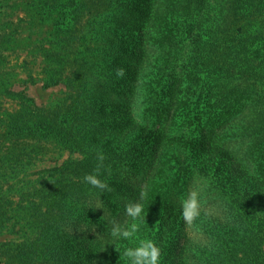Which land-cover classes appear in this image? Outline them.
<instances>
[{
    "label": "rangeland",
    "instance_id": "rangeland-1",
    "mask_svg": "<svg viewBox=\"0 0 264 264\" xmlns=\"http://www.w3.org/2000/svg\"><path fill=\"white\" fill-rule=\"evenodd\" d=\"M74 2L0 0V264H33L35 205L43 200L46 183L58 168L82 157L76 151L69 153L59 141L68 130L96 139L105 153L103 161L97 162L99 171L111 167L117 175L108 179L111 171L99 174L107 184L102 190L107 207H101L103 203L98 201L93 215L82 217L85 225L76 226L70 218L67 227L61 228V236L55 238L56 251L64 254L59 260L67 264H88L84 258L90 250L93 252L98 247L103 254L117 240L111 236V229L114 224H121L113 217L125 213V206L137 201L146 210L144 220H152V213L180 214V227L178 223L170 225H176L180 233L174 234V229L169 233L166 264L176 263L179 249H182L184 264H213L206 253L203 258L195 256H200L206 248L217 260L223 259V264H264V219L260 217L263 223L262 229H258L260 235L246 227L242 233L240 229L236 232L247 234L250 240L240 243L232 240L231 244L221 245L216 253V248L211 247L215 239L213 228L227 216L223 202L214 191H223L226 183L237 190L250 184L257 188L263 181L260 185L264 188V180L250 177L256 169L253 171L251 165L242 163L245 162L242 144L227 148L229 139L235 137L234 129L219 131L216 139L206 140L198 149L197 163L189 169V177L175 174L176 179H160L158 190L152 185L159 170L165 175V169L171 166L169 172L173 175L177 169L171 160L175 144L170 139H183L182 135L171 136L180 134L179 129L185 122L181 116H185L186 106L194 99L183 88L177 90L171 85L180 67L178 63L185 58L181 45L190 41L188 36L180 37L173 32L175 22L171 15L175 2L85 0L90 15L96 17L90 18L85 45L78 39L82 35L80 28L69 21L68 13L74 9ZM142 5L146 12L144 19L138 16ZM70 31L77 39L68 38ZM94 38L99 41L92 46ZM140 38L146 47L137 60L141 67L134 80H127L125 77L130 78L136 67V56L128 55L135 43L141 44ZM109 42L120 50L128 46L129 53L121 55L122 59L105 55L103 45ZM85 48L89 49L85 55L93 48L94 56L100 60L97 67L92 65V73L93 68L97 72L98 68L112 67L116 71L113 81L94 84L89 80L83 95L78 93L79 83L73 86L74 90L64 83L48 86L52 78L65 73L67 55L73 61V68L80 66L82 55L77 53ZM104 57L105 61L101 62ZM95 61L89 59L88 66ZM121 69L122 74H118ZM90 108L94 111L90 112ZM163 129L169 135L162 146L160 163H156L152 150L145 152L146 146L137 141L143 136L153 149L158 132ZM180 144L176 142V148ZM79 148L85 149L81 145ZM140 154L144 157L135 160ZM83 186L86 189L88 184ZM192 191L198 193L200 207L199 214L188 223L182 216V201ZM70 195L71 191L66 203L72 204L71 213H76L84 207L83 201L77 203L72 200L75 196ZM256 200L264 202V193ZM104 208L107 216L98 218L97 214ZM40 211L45 212L43 207ZM81 236H88V245L77 241ZM42 251L45 254V248Z\"/></svg>",
    "mask_w": 264,
    "mask_h": 264
},
{
    "label": "trees",
    "instance_id": "trees-1",
    "mask_svg": "<svg viewBox=\"0 0 264 264\" xmlns=\"http://www.w3.org/2000/svg\"><path fill=\"white\" fill-rule=\"evenodd\" d=\"M74 1L72 5L74 9L68 13L69 21L71 25L80 28L82 35L78 39L81 40L82 45H85L84 41L88 44L90 18L96 17L90 15L85 0ZM171 1L175 2L172 9L173 15H171L175 22L173 32L177 36L185 35L190 39L188 44L181 45L185 58L178 63L180 67L172 77L171 85L177 90L183 88V91L191 93L190 96L194 99H191L186 106L185 116H181L185 122L179 129L178 133L180 134L171 136L182 135L183 139L177 141L170 139L175 144L171 160L174 163L173 167H177V169L172 173L173 175H170L169 172L171 166L165 169V175L159 170L160 173L155 175V180L152 183L154 189L160 188L158 185L160 179H176L174 178L175 174L178 176L184 174L189 177V169L197 163L198 149L200 150L202 145L208 142L207 139H216L219 136V131L225 132L228 129H234L236 134L235 137L229 139L227 148L231 149L229 146L232 144H242L245 161L242 163L251 165L253 171L254 168L256 169V172L250 173V177L264 180V0ZM126 5L128 6V4ZM144 7L143 5L141 8L139 6L138 16L142 19L146 13ZM128 10L130 9L127 7ZM73 33L70 31L68 38L73 36L77 39ZM140 37L143 38V36ZM97 40L99 41V39L94 38L93 41L90 39L89 42L92 41V46H95ZM142 43H135L131 54L128 55L136 56L134 57L136 67L130 73V78L125 77L127 80L131 78L134 80V75L137 76L139 72L141 65H139L140 61L137 60L146 49ZM187 45L188 47H186ZM103 48L105 55L109 54V57L118 56L121 58V55L124 57V54L129 53L127 52L129 51L127 50L128 46L120 50L114 48L110 42L105 43ZM87 50L89 49L85 48L82 52L77 53L79 56L82 55V60L80 66L76 65L75 68L71 66L73 61L67 55L65 57V73L61 72L54 80L52 78L48 86L64 83L66 86L68 85L70 90H74L75 87L73 86L79 83L78 93L83 95L89 80L94 84L98 82L104 84L108 80L113 81L116 71L112 67L104 66L103 68L106 69L98 68L97 72L93 68L92 73V65L97 67L100 60L94 56L93 48L90 54L85 55L84 52ZM89 59H96V61L91 62V65L89 63L88 66ZM104 61L105 57L101 62ZM244 100L248 102L244 103ZM93 109L90 108L89 111L93 112ZM164 114L165 111H163ZM79 135L80 133H76L75 130L71 132L68 130L59 140L63 148L69 150V153L72 154L76 151L82 157L69 160L58 168L52 179L46 183V194L43 196V200L35 205L33 220L36 225V238L32 244L33 264H67L63 260H59L64 256L63 251L58 253L55 249V238L61 236L59 233L61 228L67 227L70 218L75 220L76 226L85 225L86 221L82 217L84 214L92 216L93 210L96 211L98 201L103 203L101 207L108 206L105 204V195L101 189L91 185L83 189V185L86 184L83 176L86 173H92L97 168L98 155L104 156L105 153L96 139ZM168 135L169 132L164 129L159 130L156 137L157 142L151 147L155 146L153 149H150L143 136L137 142L142 147L146 146L145 152L152 150L150 153L154 161L160 163L163 153L162 146ZM196 141H203V143ZM176 142H181L177 148ZM221 142L225 146L227 145L222 139ZM80 145L85 149L81 150ZM142 157L144 154H140L135 160ZM107 171H111L108 179H113L117 175V171L111 167L109 169L102 168L99 174ZM260 184L257 188L250 184L241 186L236 190L232 185L226 183L223 191L220 189L214 191L215 196L223 202L224 210L227 213L226 219L218 220L222 223H217L213 228L215 239L211 243V247L216 248L214 253L221 248V245L229 242L231 244L232 240L235 243H240L243 240L251 239L245 233L238 235L236 232L238 229L242 233L246 227H251L260 235L258 229L260 227L262 229L263 223L259 220H261L260 218L264 219V202L258 203L260 200H256L259 194L264 193V188L261 189ZM70 191V197L75 196L72 200L78 201L77 203L83 201L84 207L79 208L75 211L76 213H71L72 204L69 206L66 203ZM90 198L91 200L88 201ZM42 207L45 210L44 213L40 211ZM145 211L142 208V212ZM259 212H263V214ZM152 214V220H144L147 218L145 217L143 221H137L141 223V228L136 239L130 241L117 239L110 247H107L103 254L97 247L93 252L90 250L85 255L84 261H88V264H128L127 259L122 257L123 247H135L139 239L147 238L152 239L160 250L158 264H166L164 256L169 251L167 239L173 229L176 232L174 234L180 233V230L177 229L180 227V214H176V216ZM164 215L166 217L163 218ZM106 216L107 208L102 209L97 214V217L101 219ZM113 219L120 221L123 227H127L133 222L132 217L128 216L126 212L116 215ZM176 223H178L177 227L176 225L170 226ZM80 238L81 240L77 241H81L83 245L89 244L88 236H81ZM44 248L45 254L42 251ZM202 252L204 253H201L200 256L195 254L196 258H203L206 253L208 261L212 260L213 264H223V259L217 260V257L212 255L213 252H210L209 249L206 248ZM181 254L182 249H179L177 261L173 264H184ZM232 254L233 251L230 255Z\"/></svg>",
    "mask_w": 264,
    "mask_h": 264
},
{
    "label": "clouds",
    "instance_id": "clouds-1",
    "mask_svg": "<svg viewBox=\"0 0 264 264\" xmlns=\"http://www.w3.org/2000/svg\"><path fill=\"white\" fill-rule=\"evenodd\" d=\"M118 74H122V69L118 70ZM98 160L103 161V155H98ZM86 184L98 189H105L107 184L100 178L99 166L93 170L92 173H86L83 176ZM142 196L144 193L141 194ZM200 203L198 200V193L192 191L187 198L182 201V216L185 221L191 223L192 220L199 214ZM125 212L132 217L133 222L123 227L119 224H114L111 229V236L117 239L126 241L134 240L141 228L144 214L142 212V205L140 203H129L125 206ZM160 250L152 239H139L135 247H123L122 257L126 258L128 264H158Z\"/></svg>",
    "mask_w": 264,
    "mask_h": 264
}]
</instances>
